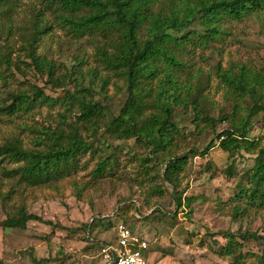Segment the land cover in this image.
<instances>
[{
	"label": "rangeland",
	"instance_id": "obj_1",
	"mask_svg": "<svg viewBox=\"0 0 264 264\" xmlns=\"http://www.w3.org/2000/svg\"><path fill=\"white\" fill-rule=\"evenodd\" d=\"M165 3L158 7H165ZM44 21L50 28L39 38L36 55L53 63V76L58 77L60 86L58 82L55 85L50 82L47 74L35 70L22 50L34 25L40 27ZM196 27L202 31L200 26ZM221 29L224 34L218 41L206 48L197 46L183 52L181 59L187 68L177 73L180 83L186 80L195 87L200 83L199 107L215 121L213 127L199 121L197 128L191 106L173 108L172 120L182 133L175 152L188 154V165L176 190L185 188L181 198L191 197L190 206L177 207L179 195L156 176L162 171V164L151 158L146 144L110 137L104 134L100 123L101 128L92 130L78 124L82 138L92 142L93 147L102 149L103 141L104 149L109 145L105 154L112 152L117 158L114 175L101 179L92 176L100 149L81 158L78 172L51 185L26 187L0 174V191L8 195L5 201L0 198V223L16 216L19 206L40 219L29 221L24 229L0 227L1 264H110L111 254L103 249L116 247L118 224L126 225L135 237L146 242L147 250L142 254L150 264H229L230 257L219 254L220 247L225 245L221 232L235 231L241 226L243 230L264 235V211L251 208L243 217H233L228 208L236 184L239 178H245L243 173L252 166L254 155L240 152L229 156L219 150L217 142L206 154L202 152L216 134L230 127L235 96L222 83L220 73L244 65L264 78V13L246 16L241 21H225ZM99 48L112 52L99 35L79 39L70 36L46 9L44 0H17L10 11L0 12V54L12 51L11 60H20L16 63L19 70L17 67L10 70L13 74L8 76V90L29 91L38 87L57 99L65 91L74 93L78 86L90 90L95 101L107 108V117L112 118L126 100V85L99 61L96 54ZM3 68L2 64L0 69ZM161 78L162 74L158 76ZM156 83H151L152 97L145 99L148 103L158 90ZM241 105L247 107L246 102ZM67 109L60 103L45 104L29 113L1 116L0 145L18 139L25 149H43L39 143L47 141L42 132L55 128L69 131L74 120L72 110L76 111V107ZM263 117V113L254 116L258 122L250 133L251 138L261 137L262 144ZM155 186L161 187L163 195L154 192ZM98 217H108L105 223L111 222L114 227H95L86 234L83 225ZM247 248L258 251L252 243Z\"/></svg>",
	"mask_w": 264,
	"mask_h": 264
},
{
	"label": "trees",
	"instance_id": "obj_2",
	"mask_svg": "<svg viewBox=\"0 0 264 264\" xmlns=\"http://www.w3.org/2000/svg\"><path fill=\"white\" fill-rule=\"evenodd\" d=\"M45 7L54 14L55 21L73 38L99 35L112 50L99 48L96 54L104 67L122 78L126 85L127 97L117 116L108 118L107 108L95 101L90 90L76 86L74 93L65 91L60 98L53 99L38 87L29 91H11L7 88L8 76L17 62L9 54H0V117L18 116L29 113L43 105L63 104L72 110L74 118L68 132L64 129L44 131L47 142H40L43 149H25L18 139L0 145V174L4 179L16 180L26 187H42L59 182L81 169L80 160L87 152L95 153L100 147H93L79 133L78 124L88 129L101 128L104 134L115 139H135L148 146L149 155L162 164L157 177L167 182L179 195L177 207L190 206L191 197L181 196L185 188L177 191L179 177L188 165V154L178 155L179 137L182 136L172 120L173 108L194 110L196 127L200 122L214 126L200 103L202 88L184 81L179 82L178 72L187 68L181 59L182 53L191 48H206L211 42L218 41L224 34L221 29L225 21H241L244 17L264 13V0H44ZM165 1V7L162 4ZM17 0H0V12L10 11ZM157 8V10H156ZM40 13L36 14L38 17ZM200 26L202 31H197ZM50 24L34 25L24 47L25 58L41 75L47 74L54 85V65L36 55V44L46 34ZM161 64V65H160ZM19 70V68L17 67ZM162 74V78L158 76ZM219 78L235 96L230 118V127L216 134L204 149L206 154L217 146L222 153L233 156L244 152L254 155L252 166L239 178L228 208L233 217L241 216L248 209L264 211V144L261 137L251 138L252 126L259 113L264 115V78L263 75L242 65L237 70H224ZM66 80L65 77L62 78ZM156 81L158 88L150 103L145 99L152 97ZM59 83V82H58ZM106 83V81H105ZM60 86V83H59ZM248 100V101H246ZM247 107L242 108L241 103ZM153 108V111L150 110ZM244 111V114H239ZM148 112V113H147ZM264 118V117H263ZM264 126V124H263ZM41 134V132H40ZM103 144L106 143L103 141ZM101 146L100 159L95 163L91 174L95 179L114 175L117 158L112 152L105 154L109 145ZM104 153H103V152ZM104 154V156H103ZM147 158L142 161L145 162ZM144 164V163H143ZM6 165H13L8 168ZM155 177V176H154ZM163 195L161 187L155 191ZM0 198L7 200L8 195L0 191ZM183 202V203H182ZM227 205V204H226ZM161 212L160 210H156ZM192 211L188 213L191 216ZM40 219L26 212L23 206L17 215L5 219L0 227L5 229H24L29 221ZM108 217H98L83 225L89 234L95 227L113 228L106 222ZM105 223V224H104ZM225 245L220 247L221 256L230 257L229 264H264V235L243 230L221 232ZM258 247L257 252L247 248L248 244ZM131 250H136L132 247ZM1 264V262H0ZM110 264H114L111 262Z\"/></svg>",
	"mask_w": 264,
	"mask_h": 264
},
{
	"label": "built area",
	"instance_id": "obj_3",
	"mask_svg": "<svg viewBox=\"0 0 264 264\" xmlns=\"http://www.w3.org/2000/svg\"><path fill=\"white\" fill-rule=\"evenodd\" d=\"M116 247H106L103 252L111 254V262L114 264H150L143 256V251L147 250V244L132 234L130 228L124 224L115 227ZM136 250H131L132 247Z\"/></svg>",
	"mask_w": 264,
	"mask_h": 264
}]
</instances>
